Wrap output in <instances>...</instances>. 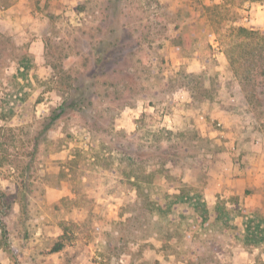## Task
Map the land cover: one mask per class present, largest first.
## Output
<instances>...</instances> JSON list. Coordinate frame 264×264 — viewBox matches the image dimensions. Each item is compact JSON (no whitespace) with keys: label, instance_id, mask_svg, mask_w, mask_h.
I'll list each match as a JSON object with an SVG mask.
<instances>
[{"label":"rangeland","instance_id":"rangeland-1","mask_svg":"<svg viewBox=\"0 0 264 264\" xmlns=\"http://www.w3.org/2000/svg\"><path fill=\"white\" fill-rule=\"evenodd\" d=\"M126 1L106 4L107 18L76 19L61 39L47 36L42 66L33 47L0 33V264H264V243L243 238L249 222L264 232V214L219 200L203 223L193 210L201 187L171 173L185 157L179 132L163 126L186 81L198 102L230 72L264 119V0L184 4L195 16L185 28H203L180 45L206 64L197 78L153 49L159 36L144 35L169 28L164 6L144 0L148 20H122L120 8L133 9ZM238 26L261 33L244 41L254 54L240 47ZM141 106L149 109L137 115Z\"/></svg>","mask_w":264,"mask_h":264},{"label":"crops","instance_id":"crops-1","mask_svg":"<svg viewBox=\"0 0 264 264\" xmlns=\"http://www.w3.org/2000/svg\"><path fill=\"white\" fill-rule=\"evenodd\" d=\"M129 1L133 9L124 12V7L120 8L117 18L137 19V14H141L148 20L149 6L144 7V0ZM157 1L164 6L160 19L168 20L169 28L157 34L150 28L144 32L149 38L160 37L151 44L153 49L156 47L165 56L167 64H183L188 78L207 73V66L197 51L193 56L181 55L183 48L173 39L185 33L188 18L195 17L181 9L184 4L220 3L222 0ZM113 2L127 3L126 0H0V33L11 36L18 47L24 43L33 47L39 53L38 61L42 66L45 60L40 53L45 50L47 36L61 39L59 36L69 33L68 29L76 19L89 17L91 20L98 15L100 19L107 18L110 11L106 4ZM97 4L101 7L104 4L105 8L95 11ZM137 5H142V10H138ZM128 31L134 36L142 33L133 26L128 27ZM230 73V76L221 77V86L216 92L211 91L198 102L197 87L186 81L181 88L183 105L165 115L163 126L175 134L179 132L181 147L185 149L184 162L171 173L184 183L201 187L209 206L224 200L230 207L253 209L264 214V119L253 111L240 91L238 77ZM229 80L232 84L226 82ZM211 83L210 80L205 82L208 89ZM245 103L247 107L243 105ZM148 107L134 110L141 115Z\"/></svg>","mask_w":264,"mask_h":264},{"label":"trees","instance_id":"trees-1","mask_svg":"<svg viewBox=\"0 0 264 264\" xmlns=\"http://www.w3.org/2000/svg\"><path fill=\"white\" fill-rule=\"evenodd\" d=\"M191 27V26H190ZM202 26H196V27H186L185 29V33L180 34L177 36L178 39H180V42L177 41V43L181 44V45H189L192 41V39L194 38H198V36H200V31L203 28H199ZM204 27V26H203ZM206 30L209 31V28H207ZM232 33L235 34L237 37H239V39L241 38V42H240V47H244L247 48L248 46H252L254 44V42H249L245 43L244 41H248L250 38L251 39H256V38H260L259 36L261 35V33L259 31H254V30H250L248 28L242 27V26H238L236 28H234L232 30ZM191 45V44H190ZM258 48H261V46L258 45ZM249 51V52H248ZM244 53H255V49H251L249 50V48H247L246 51H244ZM232 63V62H231ZM59 116L53 117L51 119V122H49V124L46 126V129L49 130L51 129V126L53 124V122H55V120L58 119ZM4 197H6L4 195ZM178 199L182 200V197L177 196ZM5 203H7L6 201L3 202V205H5ZM10 208V205H7ZM175 208H177V204L174 205ZM212 206H209L205 201H200L197 203V205L193 206V210L196 211L198 214L199 219L203 222L206 223L210 220V218L212 217L211 213V208ZM216 209H213L215 211H218V206H216ZM200 211V212H198ZM216 219H220V215H217L215 217ZM3 236L6 237L7 233L6 231L3 232ZM243 238L245 240V243H247L250 246H257L260 244L264 243V232L263 230H261V224H256L253 225V222H249L246 224L245 226V234L243 235ZM64 249V244L62 243V241L57 242L54 247H53V253H58L60 251H62Z\"/></svg>","mask_w":264,"mask_h":264},{"label":"built area","instance_id":"built-area-1","mask_svg":"<svg viewBox=\"0 0 264 264\" xmlns=\"http://www.w3.org/2000/svg\"><path fill=\"white\" fill-rule=\"evenodd\" d=\"M181 97H182V99H183V96H181ZM233 102H234V99H233ZM243 105H245V107H247L248 104L245 103V104H243ZM219 126H220V125H219ZM257 143H259V142L257 141Z\"/></svg>","mask_w":264,"mask_h":264}]
</instances>
